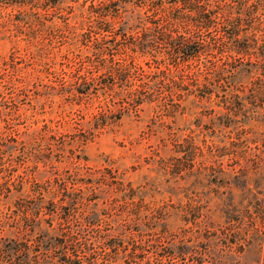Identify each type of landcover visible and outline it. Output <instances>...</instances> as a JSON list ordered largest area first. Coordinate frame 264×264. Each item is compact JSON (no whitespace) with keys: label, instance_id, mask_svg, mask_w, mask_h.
Segmentation results:
<instances>
[{"label":"rangeland","instance_id":"374dc122","mask_svg":"<svg viewBox=\"0 0 264 264\" xmlns=\"http://www.w3.org/2000/svg\"><path fill=\"white\" fill-rule=\"evenodd\" d=\"M194 1L233 12L246 3L244 40L264 46V0ZM150 26L153 40L174 30ZM98 28L77 8L0 0V255L25 242L29 254L41 252L30 264H60L55 240L72 236L93 248L77 254L82 264H264V76L243 74L229 93L208 95L187 85L205 82L198 71L221 59L217 52L176 72L166 59L144 60L133 83L147 82L153 102L127 107L117 120L101 107L128 97L125 89L90 91L76 103L82 97L64 87L80 66L86 78L106 81L80 54L94 43L88 36L105 35ZM187 28L172 34L197 31ZM217 35L199 34L210 42ZM242 95L255 104L236 108L232 100ZM101 114L105 125L96 127ZM194 145L195 167L185 171L182 153ZM35 185L41 198L30 193Z\"/></svg>","mask_w":264,"mask_h":264},{"label":"trees","instance_id":"16d2710c","mask_svg":"<svg viewBox=\"0 0 264 264\" xmlns=\"http://www.w3.org/2000/svg\"><path fill=\"white\" fill-rule=\"evenodd\" d=\"M9 2L30 8L35 7L40 2L41 8L47 11L59 10L62 12L65 8L73 11L77 8L80 14L86 13L88 15L90 24L102 25V28L98 29L105 35L98 36L100 39L88 36L85 42L94 39V43L92 46L84 45L80 54L85 56L86 64L91 66L95 73L102 71L101 76L106 77V81L97 83L95 78H91L92 72L86 78L85 70L80 66L73 74L74 81L71 80V82H67L68 84L64 83V87L66 85L75 88V94L73 93L72 97H77L76 95L82 97L77 99L76 103L81 102L90 91L96 92L101 89L113 94L119 89H125L128 97L106 100L104 101V109L101 107V110H104L107 115L110 112H118L117 120H120V112H123L127 107L137 109L153 102L147 96L149 93L147 82H141L138 86L133 83L136 75L145 73L141 65V62H145L144 60L166 59L176 72L184 64H188L204 53L217 52L216 54L221 59L212 63L211 67L198 71L200 77L206 79L205 82L203 80V82L199 81L196 84L187 85V88L188 86L192 87L195 92L207 91L208 95L213 93L212 89H220L223 93H229L235 88L234 85L239 76L243 74L251 76L257 73L256 75L264 76V46L248 44L244 40L245 36L241 23H245L244 21L248 20L251 15L247 12L248 8L244 2L237 4L235 12L229 5H224V10L217 8V6L208 9L207 6L194 0H9ZM154 13H158L159 16L155 17ZM133 20L135 25H132ZM220 21L222 24L227 22L231 25L228 26L227 30L222 28L219 30ZM150 25H157L161 30L162 28L165 30L164 25H170L174 30H169L171 32H168L169 34L154 36L155 40H153L151 35L147 34V31L152 27ZM187 27L197 31L187 30L189 32L183 35L172 34V32H176L177 28L183 30L188 29ZM134 29H139L140 32L132 33L131 30ZM209 30H217L218 35L221 34L220 37L212 38L211 42L210 40L204 41L199 34ZM112 31H115L114 34ZM109 39H112V42ZM224 39L226 41H223ZM94 56L99 61H95ZM70 70L71 68H69ZM187 74L192 76L197 73L193 74L192 71H189ZM69 83H74V86ZM173 84L180 91H184L183 88H180L179 82L174 81ZM232 101H234L232 104L236 108H242L244 103L254 105L256 102L254 98H248L245 95L240 96V98L235 96ZM224 103L231 105L228 100H224ZM100 117L102 120L95 124L96 127L105 125L107 116L101 114ZM246 120V115L243 114L240 119L241 123L245 124ZM11 149L13 152L18 151L15 147ZM197 151L198 147H195L194 150L182 153L188 165L184 167L185 171L188 169L191 172L195 167L193 157L199 154ZM203 168L207 169L208 167ZM3 189L4 197L12 191L10 187ZM13 190L17 193L21 192V188H14ZM63 190L64 196L68 195L67 190ZM30 193L32 196L37 194L38 198H41L42 195L40 187L36 185L30 190ZM55 241L61 247L60 257H58L60 264H82V258L77 254L84 253L83 251L93 252L92 246L77 244L76 241L78 240L72 236H60ZM13 243L15 244L14 248H9L0 255V262L30 264L38 260L37 255L41 254L39 248L29 254L30 247L28 244L17 241H13ZM20 246L21 249L18 248ZM47 251L46 249L45 253H42V257L48 254Z\"/></svg>","mask_w":264,"mask_h":264}]
</instances>
